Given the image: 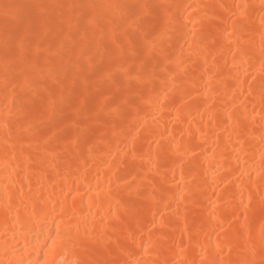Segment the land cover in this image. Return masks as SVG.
<instances>
[{"label":"bare ground","instance_id":"6f19581e","mask_svg":"<svg viewBox=\"0 0 264 264\" xmlns=\"http://www.w3.org/2000/svg\"><path fill=\"white\" fill-rule=\"evenodd\" d=\"M0 264H264V0H0Z\"/></svg>","mask_w":264,"mask_h":264},{"label":"snow or ice","instance_id":"6c2138e0","mask_svg":"<svg viewBox=\"0 0 264 264\" xmlns=\"http://www.w3.org/2000/svg\"><path fill=\"white\" fill-rule=\"evenodd\" d=\"M53 243H54V241H53Z\"/></svg>","mask_w":264,"mask_h":264}]
</instances>
